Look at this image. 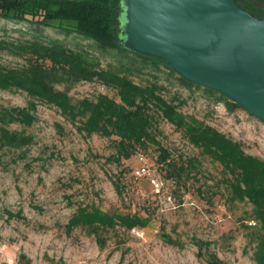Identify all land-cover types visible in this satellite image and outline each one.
<instances>
[{
    "label": "rangeland",
    "instance_id": "obj_1",
    "mask_svg": "<svg viewBox=\"0 0 264 264\" xmlns=\"http://www.w3.org/2000/svg\"><path fill=\"white\" fill-rule=\"evenodd\" d=\"M39 34L71 47L95 48L87 39L55 27L0 19V39ZM94 52L102 64L112 60ZM0 62L14 66L21 59L0 49ZM145 71L166 86L165 98L178 95L183 100L176 101L182 113L264 160V121L226 100L216 102L203 86H185L163 66L161 71L151 66ZM67 93L74 103L100 93L119 100L113 88L98 80L76 83ZM28 99L21 90H0L3 106H25ZM35 116L30 126H9L30 134V144L0 149V264H211L212 255L223 264H256L251 204L231 197L229 175L221 165L157 113L153 134L169 153V164L160 162L155 144L116 161L113 136L85 134L44 101L37 102ZM190 159L194 165L180 171ZM84 206L149 219L145 226L128 230L116 225L97 234L84 225L70 228L72 215Z\"/></svg>",
    "mask_w": 264,
    "mask_h": 264
},
{
    "label": "trees",
    "instance_id": "obj_2",
    "mask_svg": "<svg viewBox=\"0 0 264 264\" xmlns=\"http://www.w3.org/2000/svg\"><path fill=\"white\" fill-rule=\"evenodd\" d=\"M237 3L255 17H264L260 0H237ZM120 0H0V19L34 23L37 27H55L66 34L74 33L94 46H68L42 34L26 39H0V49L19 57L21 62L8 66L0 62V90H21L29 97L25 106L0 105V149L22 148L32 142L30 134L12 129L11 124L30 126L36 119L38 101L56 106L65 117L87 135L114 137V159H128L138 148L155 144L160 150V162L168 161L169 153L159 145L153 130L155 113L176 129L200 151L218 162L227 172L231 197L251 204L255 247L253 260L264 264V160L246 154L240 143L194 116L182 113L175 95L164 97L167 89L154 74L144 75L149 66L161 71L163 66L171 76L185 86H202L186 81L161 59L127 49L122 42ZM112 60L102 64L101 55ZM146 72V71H145ZM140 81H134V77ZM98 80L113 88L119 100L100 93L94 99L71 101L67 90L81 81ZM64 86L59 89L58 86ZM215 95L216 102L226 100L238 106L221 93L205 88ZM78 123V124H77ZM193 160L185 161L180 171L189 170ZM148 217L104 211L97 207H79L72 215L69 227L84 225L94 233L121 225L125 229L145 226ZM102 244L103 238L98 237ZM211 264H223L212 255Z\"/></svg>",
    "mask_w": 264,
    "mask_h": 264
},
{
    "label": "water",
    "instance_id": "obj_3",
    "mask_svg": "<svg viewBox=\"0 0 264 264\" xmlns=\"http://www.w3.org/2000/svg\"><path fill=\"white\" fill-rule=\"evenodd\" d=\"M124 46L264 121V17L237 0H120Z\"/></svg>",
    "mask_w": 264,
    "mask_h": 264
},
{
    "label": "built area",
    "instance_id": "obj_4",
    "mask_svg": "<svg viewBox=\"0 0 264 264\" xmlns=\"http://www.w3.org/2000/svg\"><path fill=\"white\" fill-rule=\"evenodd\" d=\"M141 171H144V169H143V168H141ZM138 173H139V171H138ZM7 264H11V263H7Z\"/></svg>",
    "mask_w": 264,
    "mask_h": 264
}]
</instances>
